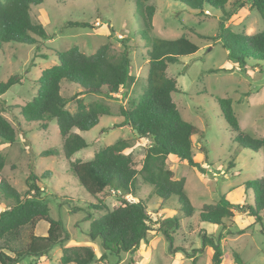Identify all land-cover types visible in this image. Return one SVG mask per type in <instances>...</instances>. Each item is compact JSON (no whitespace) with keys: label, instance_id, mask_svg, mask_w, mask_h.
I'll list each match as a JSON object with an SVG mask.
<instances>
[{"label":"rangeland","instance_id":"374dc122","mask_svg":"<svg viewBox=\"0 0 264 264\" xmlns=\"http://www.w3.org/2000/svg\"><path fill=\"white\" fill-rule=\"evenodd\" d=\"M242 1L227 0L226 9H230L231 14L223 21L224 26L243 34L260 31L263 28L260 15L247 1ZM146 4L155 6L150 35L168 39L185 36L198 46L194 54L182 56L178 63L168 65L167 73L176 78L178 92L172 94V99L181 117L198 129V135L192 137V152L194 161L203 169L189 166L185 160L173 156L165 160V167L172 171L173 177L185 180L184 192L193 207L190 216H184L176 196L162 200L138 176V189L134 194H124V198L146 202L154 229L147 242H141L134 252H121L119 256H110L108 261L97 260L91 264H190L186 252L198 248L201 252L197 264H214L211 247L202 246V234L219 236L223 253L221 264H264V209L260 221H254L238 208H233L234 215L224 220V226L198 219L201 207L216 203L222 195L239 207L252 203V191L246 190L244 184L264 176V151H251L234 142L216 99L231 98L240 129L261 137L264 134V61L256 64L250 60L243 68L227 58L220 40L214 39L223 18L219 10L198 12L172 0H148ZM30 14L33 22L44 26L49 38L33 35L38 45L0 43V81L10 75L20 78V83L1 95L8 105H23L30 100L41 71L57 62L54 52L72 45L90 54L107 43L108 54L115 57L126 44L134 75L130 85L111 98L99 94L81 97L85 105L104 104L109 114L102 116L90 130L75 131L84 137L87 146L69 158L62 153L63 139L54 120L48 122L46 129H37L20 118L18 124L14 110L3 112L16 130V139L13 143L0 144V154L5 158L1 175L21 194L26 190L28 174L33 172L39 176L38 186L49 207V215L60 219L69 234L63 244L54 246L46 255L26 257L19 264H75L61 261L62 248L87 245L100 256L104 252L100 240H92L86 229L92 219L118 206V195L123 193L108 190L91 197L79 185L69 163L90 160L97 151L123 138L131 142L126 152L132 154L136 168L141 167L148 141L140 138L130 126L121 125L119 106L127 105L129 97L143 91L148 45L141 35L143 24L134 0H43L31 7ZM74 21L86 22L88 26L68 24ZM42 54L47 57H41ZM210 68L218 71L208 72ZM78 90L68 81L61 82L60 94L66 99ZM66 107L75 111V101ZM44 150L53 153L41 155ZM11 202L0 195V210ZM100 202L106 209L89 207ZM33 230L29 225L23 226L13 246L24 247ZM164 230L172 236L171 245ZM131 259L134 261L130 262Z\"/></svg>","mask_w":264,"mask_h":264},{"label":"trees","instance_id":"16d2710c","mask_svg":"<svg viewBox=\"0 0 264 264\" xmlns=\"http://www.w3.org/2000/svg\"><path fill=\"white\" fill-rule=\"evenodd\" d=\"M42 1L0 0V43L38 45L39 42L33 35L42 39L49 38L44 26L33 22L30 14L31 7ZM134 1L143 24L141 35L148 45V68L143 91L129 97L127 105H120L119 113L122 117L121 125L130 126L140 138L147 139L148 145L139 169L136 168L132 154L126 152L131 142L123 138L106 145L90 160L70 161V170L91 197H97L108 190L123 194L118 195L119 205L111 210L106 209L103 202L89 206L92 209H106L102 215L92 219L86 229L92 240H100L104 252L97 256L92 247L87 245L66 246L62 248V262L91 264L97 260L108 261L110 256L134 252L141 242H147L149 233L154 228L146 202L124 198V194H134L138 189V176L162 200L176 196L184 216H190L193 211L184 192V178H174L172 171L165 167L166 158L173 156L185 160L189 166L203 169L194 161L192 152V137L198 135V129L181 117L172 99V94L178 92L176 78L168 75L167 67L178 63L180 57L197 52L198 46L185 36L168 39L150 35L155 6L146 4L148 0ZM172 1L180 2L198 12L205 9L219 10L223 18L214 39L220 40L227 51V58L239 67L244 68L250 60L256 64L264 61V0H244L250 4L251 9L258 12L263 22V28L253 34L236 33L224 26L223 21L231 14V10L226 9L227 0ZM68 24L74 27L88 26L82 21ZM123 47L122 52L115 57L108 54L107 43L90 54L84 53L76 45L55 51L57 62L41 71L35 81L37 89L34 95L23 105H8L1 97L11 86L20 83V78L10 75L5 81H0V144L13 143L16 139L14 126L3 116V112L11 113L14 110V118H17L18 124L21 123L20 118L37 129H46L48 122L54 120L63 139L62 153L65 158L86 147V140L74 129L90 130L102 116L109 114V110L100 102L85 105L81 97L99 94L111 98L114 93H119L120 89L130 85L134 75L131 74V60L126 44ZM41 57L47 56L42 54ZM216 71V68L208 70ZM61 81H68L79 90L66 99L60 94ZM216 99L234 142L251 151H264V134L254 137L240 129L231 98ZM71 101L76 103L73 112L66 107ZM50 153L53 151L44 150L40 154ZM4 163L5 158L0 154V195L3 200L12 201L0 210V264H19L26 257L46 255L54 246L63 244L69 234L60 219L49 215V207L38 186L39 176L30 172L25 179L26 190L21 194L1 175ZM244 186L246 190L252 191V203L239 207L222 195L216 203L201 207L199 221L224 226V220L233 217V208L247 212L254 221H260L261 211L264 209V176L248 180ZM88 215L91 217V213ZM41 220L48 224L47 233L36 235L31 231L26 245L16 249L13 242L20 229L25 225L34 229ZM164 234L171 245L172 236L167 230H164ZM201 238L202 246L208 244L212 249V262L221 264L223 253L219 236L202 234ZM200 252V248L193 249L191 253L186 252L190 264H197ZM133 261L134 259L130 260Z\"/></svg>","mask_w":264,"mask_h":264},{"label":"crops","instance_id":"0c3cea01","mask_svg":"<svg viewBox=\"0 0 264 264\" xmlns=\"http://www.w3.org/2000/svg\"><path fill=\"white\" fill-rule=\"evenodd\" d=\"M60 85H61V83H60ZM76 130L77 129H74V131H76ZM208 224H210V223H208ZM47 228H48V224L45 221L41 220V221L36 223L33 231L36 235H45L47 233Z\"/></svg>","mask_w":264,"mask_h":264}]
</instances>
